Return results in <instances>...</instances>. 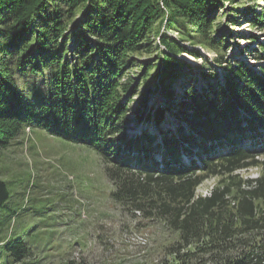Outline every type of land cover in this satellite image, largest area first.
Here are the masks:
<instances>
[{
  "label": "trees",
  "instance_id": "obj_1",
  "mask_svg": "<svg viewBox=\"0 0 264 264\" xmlns=\"http://www.w3.org/2000/svg\"><path fill=\"white\" fill-rule=\"evenodd\" d=\"M220 1L0 0V150L30 124L94 149L116 203L178 232L172 264H264V40L249 35L255 47L240 52H249L253 64L225 58L228 46L211 36L210 13ZM259 1L263 7L249 22L264 32ZM79 11L69 51L68 28ZM157 23L216 53L199 73V87L191 81L200 71L178 56L201 54ZM152 31L166 50L153 47ZM152 47L163 80L161 97L149 106L151 91L141 93V81L122 79L134 54ZM27 66L48 70L46 91L27 83L24 93L18 89L16 78ZM182 77L184 91L175 98L179 91L170 87ZM168 116L182 123L175 132L165 127ZM146 122L159 137L150 126L129 135ZM251 168L260 174L244 178L240 172ZM209 178L219 180L208 195L197 193ZM8 199L0 180V218ZM28 253L22 239L0 241V257L17 262Z\"/></svg>",
  "mask_w": 264,
  "mask_h": 264
},
{
  "label": "rangeland",
  "instance_id": "obj_2",
  "mask_svg": "<svg viewBox=\"0 0 264 264\" xmlns=\"http://www.w3.org/2000/svg\"><path fill=\"white\" fill-rule=\"evenodd\" d=\"M261 5L259 0H222L213 6L210 15L215 21L211 36L223 39L221 44L229 49L223 54L230 62L235 58L254 63L249 52H240L255 47L254 41L248 40L249 35H260L259 40H264V32L249 22L253 11L259 12ZM82 14L77 12L68 28L71 31L67 41L69 51L74 48L73 30ZM155 27L162 33L166 32L182 47L201 54L202 58L188 52L178 56L193 70L197 68L200 71L196 80L191 81L199 87L202 78L199 73L202 69L208 70V62L214 63L216 53L182 38L178 31L167 29L165 24L160 27L157 23ZM150 36L154 48L157 43L160 49L166 50L155 31ZM152 48L148 52L134 54V66L125 71L122 79L141 81L140 92L151 91L148 94L149 106L161 97L157 86L163 80L162 76H157L158 68L155 67L158 51ZM65 57L70 59L71 53ZM147 67L151 68L146 78H141ZM27 71V74L17 76L18 89L24 93L27 89L24 83H27L36 84V88L46 91L45 73L48 70L35 73L27 66ZM217 71L223 72L221 69ZM179 80L170 87L179 91L175 98L184 91L181 85L185 78ZM138 101L135 97L132 105L136 107ZM165 101L168 102V98ZM29 102L36 101L32 99ZM168 117L170 121L165 127L175 132L181 122L173 116ZM149 122L128 130L129 135L145 131L151 124ZM183 125L188 128L187 123L183 122ZM24 128L7 148L0 150V180L6 183L9 191V199L1 212L0 241L7 243L22 239L29 253L17 262L3 255L0 264H172L170 252L178 241V232L170 230L159 219H147L139 212L125 210L116 203L111 197L114 187L94 149L32 124ZM150 132H157L156 136H160L156 129H150ZM240 173L244 178H253L260 174V169L251 168ZM218 180L209 178L197 193L209 194Z\"/></svg>",
  "mask_w": 264,
  "mask_h": 264
}]
</instances>
